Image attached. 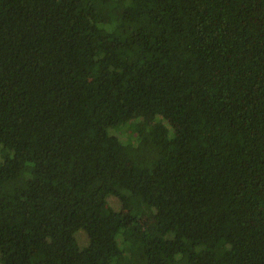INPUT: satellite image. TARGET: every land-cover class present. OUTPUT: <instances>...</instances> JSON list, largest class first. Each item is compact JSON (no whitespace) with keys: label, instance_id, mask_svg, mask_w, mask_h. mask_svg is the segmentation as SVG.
<instances>
[{"label":"trees","instance_id":"16d2710c","mask_svg":"<svg viewBox=\"0 0 264 264\" xmlns=\"http://www.w3.org/2000/svg\"><path fill=\"white\" fill-rule=\"evenodd\" d=\"M0 264H264V0H0Z\"/></svg>","mask_w":264,"mask_h":264},{"label":"rangeland","instance_id":"374dc122","mask_svg":"<svg viewBox=\"0 0 264 264\" xmlns=\"http://www.w3.org/2000/svg\"><path fill=\"white\" fill-rule=\"evenodd\" d=\"M167 121H168V119H167ZM170 125H171V122L169 121L168 122ZM174 128L177 130V134H178V136L181 134V129H180V127L178 126V125H174Z\"/></svg>","mask_w":264,"mask_h":264}]
</instances>
